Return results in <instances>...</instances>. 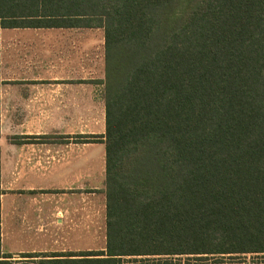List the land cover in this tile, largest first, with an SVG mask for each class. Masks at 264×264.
I'll return each instance as SVG.
<instances>
[{
    "label": "trees",
    "instance_id": "obj_1",
    "mask_svg": "<svg viewBox=\"0 0 264 264\" xmlns=\"http://www.w3.org/2000/svg\"><path fill=\"white\" fill-rule=\"evenodd\" d=\"M10 28L104 30L107 247L0 264L264 254V0H0Z\"/></svg>",
    "mask_w": 264,
    "mask_h": 264
},
{
    "label": "crops",
    "instance_id": "obj_2",
    "mask_svg": "<svg viewBox=\"0 0 264 264\" xmlns=\"http://www.w3.org/2000/svg\"><path fill=\"white\" fill-rule=\"evenodd\" d=\"M86 29L0 31V260L106 250L105 42Z\"/></svg>",
    "mask_w": 264,
    "mask_h": 264
},
{
    "label": "rangeland",
    "instance_id": "obj_3",
    "mask_svg": "<svg viewBox=\"0 0 264 264\" xmlns=\"http://www.w3.org/2000/svg\"><path fill=\"white\" fill-rule=\"evenodd\" d=\"M88 33L89 39L94 41L96 45H103L104 30L103 29H86L84 32ZM98 48L96 47L95 50ZM101 60V59H100ZM95 67V72L100 71L101 66ZM101 112L97 113L95 118H101ZM98 120V119H97ZM96 120V121H97ZM95 142V141H94ZM93 143V142H92ZM95 153L100 151L95 149ZM95 174L98 177L101 175L103 170V160L101 158L93 161ZM0 166H1V155H0ZM99 192V191H95ZM19 257H17L18 259ZM42 258L35 259L34 264H39ZM120 264H264V254H247V255H233V256H156V257H125L121 260Z\"/></svg>",
    "mask_w": 264,
    "mask_h": 264
}]
</instances>
